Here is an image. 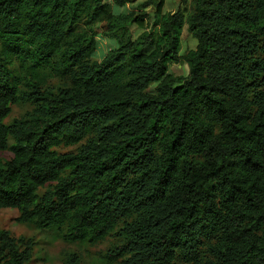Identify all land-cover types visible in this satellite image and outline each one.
Masks as SVG:
<instances>
[{
  "label": "trees",
  "instance_id": "obj_1",
  "mask_svg": "<svg viewBox=\"0 0 264 264\" xmlns=\"http://www.w3.org/2000/svg\"><path fill=\"white\" fill-rule=\"evenodd\" d=\"M192 5L115 15L103 0H0V210L68 243L117 234L109 263L196 264L212 237L207 264H264V0ZM150 6L157 30L134 38ZM186 25L198 44L182 57ZM99 35L115 45L96 61ZM182 59L189 77L169 72ZM15 60L35 108L7 125L25 100ZM52 63L71 86L42 90ZM23 243L0 230V264H25Z\"/></svg>",
  "mask_w": 264,
  "mask_h": 264
},
{
  "label": "rangeland",
  "instance_id": "obj_2",
  "mask_svg": "<svg viewBox=\"0 0 264 264\" xmlns=\"http://www.w3.org/2000/svg\"><path fill=\"white\" fill-rule=\"evenodd\" d=\"M105 4H110L112 6V12L115 15H119L122 12H133L140 14L142 9H139L140 5L147 0H132V3L126 4L124 7L118 6L116 0H103ZM123 1V0H122ZM181 10L185 15H189L193 11L192 0H165L164 12L174 13ZM148 14V19L146 20V28L139 29L136 26L132 28V33L134 38L142 36L144 33L152 32L157 30L154 26L155 12L156 8L150 6L146 10ZM82 29H86L84 23H81ZM182 47L181 55L184 57L191 50L197 48V40L188 31V26L184 27L182 33ZM114 42L106 40L101 35L96 37V48L94 53L91 55L93 60L101 61L114 46ZM1 46V42H0ZM54 62H58L55 59ZM29 69V70H28ZM13 73L22 80V85L20 86L21 96L25 98L18 104L11 106V113L9 117L5 120V124L11 125L15 120L24 119L32 113L35 105L26 100L29 93V88L25 85L27 79L29 78L28 73H30V68L28 65L22 63L19 60H15V64L12 67ZM170 73L180 75L182 77H189L190 67L189 64L184 62L182 59L180 64L172 65L169 69ZM40 76L45 79V84L42 90H50L52 92H57L61 88H65L72 85L71 78L64 74L61 67L54 65L52 63L50 66L45 67L41 72ZM155 85L148 89V92L153 93ZM88 139H84L80 144L74 146L61 145L54 148L58 154H68L76 153L79 151L80 147L87 143ZM14 143L13 139H10V145ZM5 160H11L13 158V153L11 151H6L2 154ZM46 188H42L39 191V195L42 196L46 192ZM20 216V212L17 209H1L0 210V230L9 232L10 236L19 241L24 240L23 244H19L20 248L23 250L27 243H30L32 247L31 257L25 264H69L70 258L75 257L76 264H120V261L116 263H109L105 260L106 253L117 245L122 243L121 239L117 234H113L107 237L105 240L97 243L90 244L86 242L68 243L65 242L61 237V232L57 229L41 230L36 228L31 224H21L17 222V218ZM122 226V221L118 224V229ZM117 229V230H118ZM206 247L201 251L202 259L196 264H207L211 260V255L207 250L209 245H214L216 243L215 238H207ZM177 264H190L185 263L181 259L177 260ZM193 264V263H192Z\"/></svg>",
  "mask_w": 264,
  "mask_h": 264
}]
</instances>
